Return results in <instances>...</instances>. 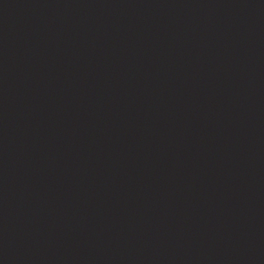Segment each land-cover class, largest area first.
<instances>
[{
  "label": "water",
  "instance_id": "95a60500",
  "mask_svg": "<svg viewBox=\"0 0 264 264\" xmlns=\"http://www.w3.org/2000/svg\"><path fill=\"white\" fill-rule=\"evenodd\" d=\"M0 264H264V0H0Z\"/></svg>",
  "mask_w": 264,
  "mask_h": 264
}]
</instances>
